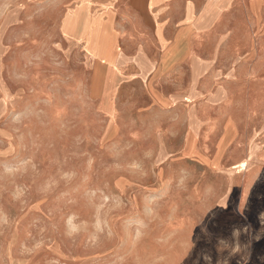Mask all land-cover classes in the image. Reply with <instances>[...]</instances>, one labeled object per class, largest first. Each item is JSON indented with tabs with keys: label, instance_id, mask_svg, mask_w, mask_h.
I'll return each mask as SVG.
<instances>
[{
	"label": "rangeland",
	"instance_id": "374dc122",
	"mask_svg": "<svg viewBox=\"0 0 264 264\" xmlns=\"http://www.w3.org/2000/svg\"><path fill=\"white\" fill-rule=\"evenodd\" d=\"M214 1L201 36L192 25L163 51L138 0H0V264H264V171L245 209L216 204L245 110L222 149L218 132L188 124L215 116L181 99L196 56L215 60L218 87L264 93V0ZM104 21L126 59L150 44V64L126 61L115 84Z\"/></svg>",
	"mask_w": 264,
	"mask_h": 264
},
{
	"label": "crops",
	"instance_id": "0c3cea01",
	"mask_svg": "<svg viewBox=\"0 0 264 264\" xmlns=\"http://www.w3.org/2000/svg\"><path fill=\"white\" fill-rule=\"evenodd\" d=\"M138 1L143 3L147 11L152 15V19L154 20L153 35L159 48L163 51L176 45L182 36L183 29H191L192 25L196 28L195 34L201 36L204 29L202 20L209 16L215 2L214 0H203L205 6L202 7V10L197 11L193 0H184L179 14L181 15L179 17L181 20L175 21L178 8H180L176 0ZM103 20H105L104 17ZM112 26L107 22L105 23L107 35L116 44L115 49L117 53L115 52V55L117 56V60L114 68L117 69V76L109 75L108 77L110 79L108 82L115 84L121 82L119 75L121 65L126 61H144L143 66L150 64L145 57V51L150 48V44L148 42L136 44L137 50L140 52L136 57L133 56L130 59H126L122 51L120 34L118 32V34H115ZM173 34L174 37L172 38ZM67 38L73 40V42L85 45V41L71 37ZM210 42L211 39L205 43V47L208 50L211 49ZM127 44L131 43L126 42L125 45ZM133 46L130 49H133ZM92 60L97 66H105L106 69L109 67L108 63L99 61L98 57L92 58ZM262 64L263 60H258L255 68L258 70V68L262 67ZM215 65L214 59L194 57V66L196 68V74L192 75V83L194 84L189 93H187L188 95L181 97V99H184L186 109L191 110L190 115L198 114L199 110H206V113L203 112L202 114L215 116L213 119H201L191 116L188 124L192 127L208 126L207 128L211 129L209 135L213 133L212 130L218 132V141L222 149L229 146L232 140H235V135L232 134L231 129V127L237 124L234 114H238V110H245L246 117L241 123L244 125L246 134L240 141V136L239 139L237 138L238 142L235 143L236 150L238 151L237 159L234 164L226 167L224 170L228 182L216 202L219 207L227 208L228 210L245 209L248 205L252 189L264 171V93L259 83H256L254 97L247 102V100L244 101V97L241 95L236 96L228 92L223 85L218 87V84L222 82L220 79L221 74H214L213 70L210 69ZM239 67V70L232 72V75H238L240 78L246 77L247 64H240ZM212 72L213 74H211ZM95 77L96 79L98 78L97 76ZM196 83H204V85L199 86ZM111 88L110 91L109 89L106 90L107 93L104 94L103 98V105L105 102H108L111 104V109H107L104 106L105 110H115L112 104L114 91ZM154 98L157 100L158 105L162 107L165 105V98L157 96H154ZM210 162L213 168L218 169L220 167V159H213Z\"/></svg>",
	"mask_w": 264,
	"mask_h": 264
}]
</instances>
